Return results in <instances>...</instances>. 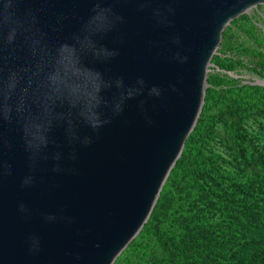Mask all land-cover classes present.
<instances>
[{"label": "water", "instance_id": "obj_1", "mask_svg": "<svg viewBox=\"0 0 264 264\" xmlns=\"http://www.w3.org/2000/svg\"><path fill=\"white\" fill-rule=\"evenodd\" d=\"M257 5L264 0H157L150 7L175 9L159 26L150 15H138L134 4L115 5L128 23L125 42L116 45L121 55L110 65L112 72L127 83L143 76L168 91L148 104L151 124L137 101H129L96 143L81 146L78 160L67 162L78 175H54L44 165L34 185L25 188V156L17 148L13 176L0 180V264L114 263L148 220L195 127L206 73L225 27ZM28 6L40 5L20 2L17 8L22 12ZM90 7L86 0L49 5L51 13L73 10L81 16ZM173 34L179 35V46L171 43ZM104 43L115 44L112 38ZM176 52L187 62L173 60ZM54 136L63 139L59 129ZM21 203L27 206L25 212L18 210Z\"/></svg>", "mask_w": 264, "mask_h": 264}, {"label": "clouds", "instance_id": "obj_2", "mask_svg": "<svg viewBox=\"0 0 264 264\" xmlns=\"http://www.w3.org/2000/svg\"><path fill=\"white\" fill-rule=\"evenodd\" d=\"M20 2L40 6L20 12ZM55 2L0 0V180L13 176L12 158L19 148L25 156V188L34 185L44 165H50L47 170L54 175H78L67 162L78 160L81 146L96 143L102 130L124 114L129 101H137L151 124L148 104L168 91L143 76L127 83L110 65L121 55L116 45L125 42L123 28L128 23L116 4L136 5L134 11L150 15L157 26L175 13L174 8L150 7L157 0H86L91 7L81 16L73 10L51 13L49 5ZM109 38L113 46L104 43ZM170 40L180 45L179 35ZM172 59L187 62L179 52ZM58 129L62 141L54 136ZM18 210L25 212L27 206L21 203Z\"/></svg>", "mask_w": 264, "mask_h": 264}, {"label": "rangeland", "instance_id": "obj_3", "mask_svg": "<svg viewBox=\"0 0 264 264\" xmlns=\"http://www.w3.org/2000/svg\"><path fill=\"white\" fill-rule=\"evenodd\" d=\"M223 32L225 37L221 39L210 61L204 90V97L205 92L209 95L205 117L215 116V119L213 117L212 120L213 133L209 146L207 149H202L194 167L207 172H210L214 167L219 169L220 173H225L226 176L222 185L215 186L214 180L206 183L200 179L185 176L181 170L177 171L172 178L173 184L167 186V196L163 197L160 209L157 211V218L163 216L165 228L173 231V238L171 235L165 238L174 242L178 240L180 230L178 226L170 222L172 216L177 215L173 212V208H177L179 201L185 203L189 200V195L182 193L181 188L187 189L192 198L196 199L198 208L207 211L206 217L200 215L196 223L210 224V227L213 228L212 231L220 234L222 238H232V227L227 223L226 212L210 210L211 206L221 209L227 205V207L233 208L231 199H225L223 190L230 189L229 183L234 179V176L240 177L238 171L239 168H242V163L237 159L240 147H243L247 155L253 154L256 150L264 153V115L262 114L264 92L253 89L259 87L264 90V5L252 7L246 13L238 16L225 27ZM231 100L247 102L251 106L248 117L241 121L240 133L244 136L242 143L232 139V131L229 127L232 119L228 116H217L222 103ZM256 105L260 108V112ZM210 165L212 167H209ZM252 169H256V166L251 165L250 170ZM210 177L215 179L212 175ZM239 181L249 183L250 187H256L258 184L257 181L252 182L253 179L247 177H241ZM176 182H178L177 185ZM159 197L160 195L158 199ZM185 198L188 199L184 200ZM158 199L154 205L155 209L158 206ZM233 202L238 206L236 197ZM258 202L261 203L262 208L256 206L255 210L263 211L264 203ZM254 205H258V203ZM210 212L212 213L210 214ZM151 222L149 216L144 226L150 225L151 229L142 230L143 226L113 264H169L168 255H165L161 244H159L158 230L161 227L158 226V223Z\"/></svg>", "mask_w": 264, "mask_h": 264}, {"label": "trees", "instance_id": "obj_4", "mask_svg": "<svg viewBox=\"0 0 264 264\" xmlns=\"http://www.w3.org/2000/svg\"><path fill=\"white\" fill-rule=\"evenodd\" d=\"M224 37L225 33L223 32L222 39ZM253 89L264 92L259 87ZM208 103L209 95L205 92L201 115L187 137L182 153L160 191L158 206L156 205L157 209L154 207L150 214V220L154 224L158 223V226L161 227L158 230L159 244H161L165 255H168L169 264H264V209L263 211L255 210L256 206L262 208L261 203L258 201L264 203V153L258 150L251 155H247L243 147H240V152L237 153V159L242 163V168H239L238 171L240 177L234 176V179L229 183L230 189L225 187L226 190H223L225 199H231L233 208L227 207V205L221 209L215 206L209 208L210 210H223L226 212L227 223L232 227V238H222L220 234L212 231L213 228L210 227V224L196 223L200 215L206 217L207 211L197 207L196 199L192 198L185 188H181L182 193L188 194L189 200L185 198L184 200H187L185 203L178 202L177 208H173V212L177 215H173L170 221L179 227L180 234L178 240L175 241L178 244L165 238L168 235L173 238V231L165 228L163 216L157 218L161 201L163 197L167 196V186L173 184L172 178L178 170H181L185 176L200 179L206 183L214 180L215 186L224 183L225 173H220V170L212 167V165L209 166L212 167L210 172L194 167L202 149H207L209 146L213 133L212 120L213 117L215 119V116L205 117ZM256 108L260 112L258 105H256ZM249 111H251L250 104L233 100L222 103V107L219 108L217 116H228L232 119L229 127L232 131L233 141L244 142V136L240 133L242 129L241 121L248 117ZM262 114L264 115V111H262ZM251 165H255L256 169L250 170ZM211 175L215 179L210 177ZM241 177L253 179L252 182L257 181L258 184L256 187H250L249 183L239 181ZM234 197L238 200V206L234 205L236 204L233 202ZM255 202L258 205H254ZM149 226L146 224L142 230L151 229Z\"/></svg>", "mask_w": 264, "mask_h": 264}]
</instances>
